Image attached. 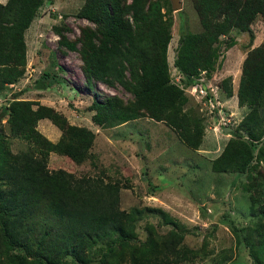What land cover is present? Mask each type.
Here are the masks:
<instances>
[{
	"label": "trees",
	"instance_id": "trees-1",
	"mask_svg": "<svg viewBox=\"0 0 264 264\" xmlns=\"http://www.w3.org/2000/svg\"><path fill=\"white\" fill-rule=\"evenodd\" d=\"M42 3L0 2V85L23 74L24 34ZM192 5L202 30L179 36L173 60L187 86L197 82L200 71L209 74L214 69L221 35L250 31L257 16L264 19V0H192ZM162 7L161 0H85L76 16L93 27H81L74 40L54 28L59 45L78 53L88 87L97 80L119 85L132 95L127 100L117 95H109L104 101L93 99L89 109L94 111L95 124L113 126L148 116L166 122L186 145L197 148L203 127L199 121H191L184 109L183 89L171 80L166 50L172 21ZM226 42L228 47L234 45ZM42 78L37 84L45 87L48 81ZM226 95H232L230 89H226ZM237 98L239 106L249 107L240 122L246 136L237 133L221 156L225 168L236 167L239 173H246L255 150L264 152V43L251 48L242 62ZM0 114L7 117L11 135L30 144L14 153L0 130V264H88L85 253L99 241L110 244L98 264H110L109 259L118 256L115 243L127 246L134 236L129 221L139 209H120L119 186L110 180L75 176L63 168L50 170L47 166L50 152L65 154L77 164L86 161L94 133L84 126L68 124L66 117L51 107L17 97L2 105ZM41 118L50 119L65 138L58 142L45 138L36 129ZM215 165L220 166L218 160ZM260 214L264 219V204ZM169 235L172 240L167 239ZM167 236L157 259L151 256L157 243L149 230L143 247L135 251L145 254L152 264L182 261L176 244L183 235L173 230ZM243 240L252 259L264 264L256 245L246 235ZM259 246L264 248V239ZM13 250L18 253L5 263L2 255ZM136 261L133 255L134 264H138Z\"/></svg>",
	"mask_w": 264,
	"mask_h": 264
},
{
	"label": "rangeland",
	"instance_id": "rangeland-1",
	"mask_svg": "<svg viewBox=\"0 0 264 264\" xmlns=\"http://www.w3.org/2000/svg\"><path fill=\"white\" fill-rule=\"evenodd\" d=\"M84 1L43 0L24 34V72L13 82L0 85V107L13 97L31 100L61 113L68 124L84 126L94 133L86 161L77 164L65 154L50 152L47 166L50 170L63 168L75 176L110 180L119 186L120 209H139L129 221L134 226V236L127 246L115 243L118 256L110 258V264H134L133 255L138 264H152L145 254L135 251L143 247L147 230L157 243L151 255L155 258L161 255L164 241L173 239L167 236L168 232L174 230L183 235L176 245L184 259L170 264H258L252 259L243 235L256 245L259 260L264 262V248L259 246L264 239V219L260 214L264 204V152L255 150L246 173H239L236 167L225 168L221 156L237 133L246 136L240 122L249 107L239 106L237 100L226 95V89L232 94L237 92L247 52L264 43V19L257 16L250 31L221 35L216 44L219 56L214 69L209 74L200 71L197 83L187 86L173 60L179 36L202 30L199 18L192 0H181L179 10L172 8L171 0H161L162 11L172 21L166 50L170 77L183 89L184 109L191 121H199L203 127L200 145L191 148L166 122L148 116L113 126L93 122L94 111L89 109L93 99L104 101L109 95H117L127 100L132 95L119 85L97 80H92L88 87L78 53L59 45L54 27L71 40L80 35L81 27H93L91 22L76 16ZM226 41L234 45L228 47ZM45 72L49 74L44 76ZM42 77L48 81L45 87L37 84ZM197 84L206 95L199 93ZM6 118L0 114V130L11 151L27 149V141L11 135ZM36 129L51 142L65 138L48 118L39 119ZM109 244L99 241L88 249V264H98ZM15 253L18 251H9L2 259L8 263L7 258Z\"/></svg>",
	"mask_w": 264,
	"mask_h": 264
},
{
	"label": "water",
	"instance_id": "water-1",
	"mask_svg": "<svg viewBox=\"0 0 264 264\" xmlns=\"http://www.w3.org/2000/svg\"><path fill=\"white\" fill-rule=\"evenodd\" d=\"M171 6L173 9L179 10V9H181L182 2H181V0H171ZM227 129H229V128H227ZM227 129H225V130H227Z\"/></svg>",
	"mask_w": 264,
	"mask_h": 264
},
{
	"label": "crops",
	"instance_id": "crops-1",
	"mask_svg": "<svg viewBox=\"0 0 264 264\" xmlns=\"http://www.w3.org/2000/svg\"><path fill=\"white\" fill-rule=\"evenodd\" d=\"M0 2H1V3H5L6 1H0ZM231 98H232L233 100H237V104H238L237 92L233 93V94L231 95Z\"/></svg>",
	"mask_w": 264,
	"mask_h": 264
},
{
	"label": "built area",
	"instance_id": "built-area-1",
	"mask_svg": "<svg viewBox=\"0 0 264 264\" xmlns=\"http://www.w3.org/2000/svg\"><path fill=\"white\" fill-rule=\"evenodd\" d=\"M203 73H205V71H203ZM196 83H197V82H196ZM196 83H195V84H196ZM195 84H193V85H195ZM193 85H192V86H193ZM198 85H199V84H197V87H198ZM199 87H200V85H199ZM202 89H203V88H201V87L199 88V93H203L202 95H206V92H205L204 90H202Z\"/></svg>",
	"mask_w": 264,
	"mask_h": 264
}]
</instances>
